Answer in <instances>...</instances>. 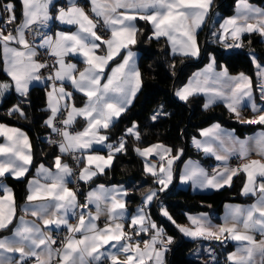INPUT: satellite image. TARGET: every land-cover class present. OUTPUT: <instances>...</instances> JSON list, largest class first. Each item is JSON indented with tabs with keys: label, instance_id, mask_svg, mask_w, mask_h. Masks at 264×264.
Segmentation results:
<instances>
[{
	"label": "snow or ice",
	"instance_id": "obj_1",
	"mask_svg": "<svg viewBox=\"0 0 264 264\" xmlns=\"http://www.w3.org/2000/svg\"><path fill=\"white\" fill-rule=\"evenodd\" d=\"M87 3L86 11L78 0H67V4L59 7L54 0H20L19 16L12 2L0 7L2 71L9 77L0 81V97L14 90L27 99L34 82H51L47 91L50 115L44 124L59 137L49 143L56 145L61 154L54 158L55 172L40 164L37 178L28 181L26 202L30 207L23 211L43 227L23 217L14 223L16 201L12 190L2 181L9 176L24 178L33 164V150L24 131L0 124V137L4 139L0 143L3 193L0 231L11 232L10 236L0 238V264H166L165 254L173 240L145 211L157 198L156 190H150L143 198V206L129 217L124 199L127 191L123 186L99 184L86 193L85 202L80 204L77 192L68 185L72 180L90 184L96 177L106 175L105 170L113 167L116 155L127 152L126 137L140 140L135 123L116 144L107 143L109 137L101 134L102 129L109 130L132 105L142 87L136 54L132 51L140 31L137 22L151 25L149 38H165L173 55L199 57L197 32L205 24L213 0H87ZM52 22L68 30L53 34ZM13 24L15 28L10 27ZM101 32L110 35L105 38ZM245 33L264 37V9L253 6L249 0H236L235 15L223 20L217 39L226 49H239L243 47L241 37ZM229 37L232 43L227 42ZM41 55L53 58L52 63L41 60ZM72 57L81 58L86 67L77 71V64L69 62ZM252 62L258 69V87L264 99V65L257 63L255 57ZM42 70H49V75L45 77ZM68 84L86 97L83 107L69 103L74 101V95L66 90ZM200 94L206 97L205 109L222 101L238 121L264 125V109L253 99L251 79L244 73L230 76L226 68L215 71L214 58L175 93L186 103ZM246 107L251 108L253 118L242 117ZM14 113L25 116L19 105L8 114ZM159 115L154 114L151 119L155 121ZM77 118L85 121V127L82 131H71ZM200 135L205 139L194 138L193 145L221 165L209 174L198 162L188 161L180 173V183H190L194 189L218 191L231 187L233 178L243 173L246 179L241 195L255 200L248 206L226 205L222 224H213L207 214L201 213L187 216L190 227H176L193 240L216 241L221 245L236 242V250L228 254L227 264H264V131L241 140L216 124L202 130ZM95 146L107 148V155L96 152ZM134 150L143 159L144 172L160 186L159 191L168 189L174 179V164L183 150L173 154L163 144ZM252 153L261 159L249 160L238 168L228 164L233 156L248 160ZM64 156H70L77 165L83 163L78 173L63 162ZM149 157H155L156 162ZM161 215L176 223L166 209L161 208ZM102 216L105 224L99 227L97 221ZM70 218L77 221L75 225ZM53 229L56 234L65 229L64 239L58 242ZM142 234L150 238L135 239ZM209 256L216 261L211 249Z\"/></svg>",
	"mask_w": 264,
	"mask_h": 264
},
{
	"label": "trees",
	"instance_id": "obj_2",
	"mask_svg": "<svg viewBox=\"0 0 264 264\" xmlns=\"http://www.w3.org/2000/svg\"><path fill=\"white\" fill-rule=\"evenodd\" d=\"M249 1L264 6V0ZM6 2L16 5V14L19 16L20 2L0 0V7ZM235 2L236 0H213L208 20L197 33L200 55L195 58L173 55L164 38H149L152 36L151 25L144 21L137 22L140 31L137 35V43L132 48L139 53L138 69L142 77V87L132 105L107 130V135L109 141L117 142L124 136L125 130L135 123L138 125L140 140L126 137L127 152L117 154L113 167L106 170V175L96 177L88 186L97 183H126L128 186L126 200L130 210H134L143 202L148 189L159 188L153 178L142 169L135 148L161 143L171 148L173 154L183 150L182 156L176 162L177 167L180 160L186 157L207 163L208 159L190 144L191 138L198 134L200 128L216 121L234 129L239 136H242L263 127L259 124L240 123L222 104H215L205 109L203 99L199 95L190 98L187 103L173 96V90L183 85L190 74L203 66L210 57L214 58L217 66L224 65L229 73H245L255 83L252 56L264 65V41L261 37L254 33L244 35L241 38L243 47L231 51H227L222 45L212 40L211 30L216 27L220 18L232 13ZM10 27L15 28L16 25L13 24ZM6 80L8 79L2 71L0 56V81ZM45 87L46 85L31 88L27 99L16 96L13 91L0 97V122L23 129L32 145L33 164L26 177L31 174L36 164L42 162L50 166L58 155L57 146L47 145L41 141V136L48 129L44 124L48 115L45 108ZM14 105L20 106L25 112L24 117H21L19 113L8 114L10 107ZM155 112L160 115L153 121L151 117ZM26 177L20 180L8 179L14 186L18 198L24 191ZM242 181L243 177L239 174L233 178L231 187L225 186L218 191L203 193H193L189 188H180L177 185L163 192L158 189L157 198L145 210L173 240L166 253V264H227L226 256L233 248L232 243L227 242L221 245L216 241L186 239L180 234L176 225L186 223L187 214L197 212H207L212 219L218 220L225 202L249 201V197H243L240 194ZM161 208L168 211L175 220V224L160 215ZM202 245L210 247L216 261H212L211 257L204 252L196 253L197 247Z\"/></svg>",
	"mask_w": 264,
	"mask_h": 264
},
{
	"label": "crops",
	"instance_id": "obj_3",
	"mask_svg": "<svg viewBox=\"0 0 264 264\" xmlns=\"http://www.w3.org/2000/svg\"><path fill=\"white\" fill-rule=\"evenodd\" d=\"M19 2H20V0H18ZM83 1V6L85 7V10L86 9H88V3H87V0H82ZM54 3L57 5V7H59V6H61L62 4H67V0H54ZM249 3L250 4H252L253 6H255V7H258V8H261V9H264V6H262V5H260V4H257V3H254V2H250L249 1ZM235 4H236V2H235ZM235 4H234V8H233V11H232V13L230 14V15H227V16H225V17H222V18H220V20L218 21V24L216 25V27L213 29V30H211V35H212V40L214 41V42H217L218 44H220V45H222L220 42H219V40L217 39V37L219 36V34H220V24L223 22V20L224 19H226V18H228V17H231V16H233V15H235ZM54 11V10H53ZM209 15H210V13H209ZM213 17L215 18V15H213ZM208 18H206V20H207ZM205 24H206V22H205ZM204 26V25H203ZM202 26V27H203ZM201 27V28H202ZM57 30H68L67 28H66V26H64V25H60V24H58L57 22H52V29H51V33H55V31H57ZM71 30H74V29H71ZM200 30V29H199ZM198 30V31H199ZM198 33V32H197ZM213 33H216L217 35L216 36H214L213 35ZM255 34V33H254ZM244 35H249L248 33H245V34H243L242 35V37L244 36ZM241 37V38H242ZM261 37V36H260ZM165 39V38H164ZM261 39L264 41V37H261ZM166 40V39H165ZM228 43H232V41H231V39H230V37L228 38V41H227ZM199 46V45H198ZM168 47H169V49H170V52H171V48H170V46L168 45ZM224 47V46H223ZM200 48V47H199ZM225 48V47H224ZM226 49V48H225ZM227 51H231V50H235V49H226ZM132 51L136 54V56H135V61H136V66H137V68H138V57H139V53H138V51H136V50H134L133 48H132ZM172 53V52H171ZM0 56H1V62H2V67H3V60H2V56H3V52H2V50H0ZM252 59H253V56H252ZM212 60H213V58L212 57H210L209 59H208V61L203 65V66H201L200 68H198V69H196V70H194L191 74H190V76L187 78V80H186V82L182 85V86H180V87H177V88H175L174 90H173V96L177 99V100H179L178 99V97L175 95V93H176V91L179 89V88H181V87H183L185 84H187L188 83V81H189V79L193 76V74L194 73H196V72H199V71H202L203 69H205V67L209 64V63H211L212 62ZM69 62H73V63H76L77 64V71H82L83 69H84V67H86V65H84L83 63H82V60H81V58H78V57H72L71 59H70V61ZM257 63H259V62H257ZM260 64V63H259ZM262 65V64H261ZM253 66H254V78H255V83H253L252 82V86H253V99H254V101H255V103L257 104V106L259 107V108H261V109H264V99H261V93H260V91H259V87H258V85H259V78H258V76H257V71H258V69H257V67L253 64ZM223 69H225V67H224V65H219V66H217L216 65V63H215V71H217V72H219V71H222ZM229 73V72H228ZM240 73H242V72H239V73H236V74H231V73H229V75L230 76H237V75H239ZM5 74V73H4ZM245 74V73H244ZM6 75V74H5ZM246 76H248L250 79H251V77L249 76V75H247V74H245ZM7 76V75H6ZM7 79H9V77H7ZM251 81H252V79H251ZM57 83H59V82H57ZM45 84L44 83H39V82H34L31 86H30V89L31 88H33V87H42V86H44ZM50 90V88H49V86H46L45 87V108H46V110H47V91H49ZM67 91H71V92H73V95H74V101H70L69 103H74L75 104V106L77 107V108H80V107H83L84 106V103H85V101H86V97H84L81 93H78V92H75L74 91V89H72V87H71V85L70 84H68L67 85V89H66ZM13 92H14V94L16 95V96H19L17 93H15V91L13 90ZM199 96H201L202 97V99H203V104L205 103V101H206V97L203 95V94H200ZM179 101H181V100H179ZM215 104H222L224 107H225V105H224V103L222 102V101H218L217 103H215ZM215 104H213V105H215ZM14 106H16V105H14ZM14 106H12V107H10V109H12ZM226 108V107H225ZM9 109V110H10ZM227 109V108H226ZM245 109H247V110H249L250 112H251V115H247V116H245V115H243L242 113H241V115H242V117H244V118H247V119H251V118H253V116H254V113H252V111H251V108L250 107H246ZM228 110V109H227ZM47 113H48V115H47V117H46V119L48 118V116L50 115V113H49V111L47 110ZM232 114V113H231ZM233 115V114H232ZM234 116V115H233ZM235 117V116H234ZM236 118V117H235ZM45 119V120H46ZM116 121V120H115ZM240 123H243V122H241V121H239ZM0 124H3V125H6V126H8V127H15V128H19V127H17V126H14V125H10V124H6V123H4V122H0ZM134 124V123H133ZM133 124H131V126L130 127H132V125ZM216 124H219L220 125V127L222 128V129H224L225 131H227V132H229V133H231V135L232 136H234V137H236V138H238V139H241V140H243V139H245V138H247V137H251V136H254L257 132H260V131H264V125H262L263 127H259V128H256L255 130H253V131H251V132H249V133H246V134H244V135H242V136H239L235 131H234V129H232V128H229V127H226V126H223L222 124H220L219 122H212V123H210V124H208V125H206L205 127H202V128H200L199 129V131H198V134L196 135V136H194V137H192L191 138V140H190V144H191V146L196 150V151H198V152H200L201 153V155L204 157V158H206V159H208V161L209 162H207V163H203V162H201L200 160H198V159H196V158H192V157H186V158H183V159H181L180 160V163H179V165H178V167L176 166V162H175V164H174V179H173V183L172 184H170L169 185V187H171V186H173V185H177L178 187H180V188H189L193 193H203V192H210V191H213L214 189H208V190H200V189H194L192 186H191V184L189 183V184H181L180 183V179H179V177H180V173H181V171L183 170V168H184V166H185V164L188 162V161H193V162H198L203 168H205L208 172H209V174H212V170H213V168H216V167H218V166H220L221 165V162H219V161H217L213 156H211V155H205L202 151H200V150H198L194 145H193V139L195 138L196 140H200V141H203L205 138L204 137H202L201 135H200V132L202 131V130H205V129H208V128H210V127H212L213 125H216ZM243 124H246V123H243ZM74 128H75V130L74 131H82L83 130V128L85 127V121L82 119V118H77V122L75 123V125L73 126ZM130 127H128V128H130ZM127 128V129H128ZM19 129H21V128H19ZM22 131H24L23 129H21ZM126 131V130H125ZM25 132V131H24ZM26 133V132H25ZM27 134V133H26ZM101 134H105V135H107V130H101ZM124 135H125V132H124ZM108 136V135H107ZM30 140V139H29ZM0 143H4V139H3V137H0ZM107 143H113V144H116V143H118V141L116 142V141H107ZM155 144H161V143H154V144H151V145H155ZM151 145H149V146H151ZM149 146H146V147H149ZM146 147H144V148H146ZM141 149H143V148H141ZM95 150H96V152H98L99 154H101V155H107V152H108V150H107V148H104V147H102V146H95ZM136 153V152H135ZM58 155H61L60 154V152H59V149H58ZM136 155H137V153H136ZM138 156V155H137ZM233 157H238V156H233ZM138 158H139V160H140V162H141V164H142V169L144 170V163H143V159L140 157V156H138ZM232 158V157H231ZM230 158V159H231ZM239 158V157H238ZM63 162H65V163H68V156H64L63 158ZM230 159H229V161H230ZM258 159H261V157H259V156H257L255 153H252V154H250V156L248 157V160H241L240 158H239V162L237 163V164H230V162L228 161V164L231 166V167H233V168H238V167H240L243 163H246V162H248L249 160H258ZM149 160L151 161V162H156V159H155V157H149ZM262 162H264V160H262ZM40 164H43L45 167H47V168H49L51 171H53V172H55V168H54V159H53V161H52V164L50 165V166H48V165H46V164H44V163H42V162H40V163H38V164H36L35 166H34V168H33V170H32V172H31V174H29L27 177H26V179H25V184H24V191H23V193H22V195H20L21 197L20 198H18V196H17V193H16V190L14 189V186L8 181V179L10 180H17V179H14V178H12L11 176H9L7 179H4L2 182L4 183V184H6L11 190H12V193H13V195H14V198H15V201H16V206H17V214H16V220L14 221V223H18L19 222V219L21 218V217H23V219L24 220H26V221H29V222H32V221H35L37 224H38V226H40V227H43V225H42V223H40L39 221H36V219L33 217V216H31L30 214H25L24 213V211H23V209L24 208H27V207H30V205H28V203L26 202V196L28 195V181L29 180H33V179H36L37 177H36V170H37V168L39 167V165ZM83 167V163H81V168ZM177 167V168H176ZM80 168V169H81ZM30 170V169H29ZM107 170V169H106ZM105 170V171H106ZM241 175H242V177H243V181H242V185H241V188H240V194H241V189H242V187H243V184H244V182H245V179H246V177H245V175L243 174V173H240ZM27 175V174H26ZM24 177V178H25ZM24 178H21V179H24ZM41 182L43 183L44 181L43 180H41ZM80 198H78V200H79V203L80 204H83L84 202H85V195H86V193L89 191V190H91L92 188H95L97 185H99V184H103V185H105V186H113V185H116V186H123V188L128 192V186H127V184L126 183H109V184H106V183H97V184H94V185H90V186H88V184H84L82 181H80ZM69 188H70V190H73V191H75L74 190V188H73V186H72V184H71V182L69 183ZM160 187V186H159ZM168 187V188H169ZM83 188H85V190L83 189ZM158 189L159 188H151V189H148L147 190V192H146V194L150 191V190H156V191H158ZM82 192V193H81ZM145 194V195H146ZM3 195V193L2 192H0V196H2ZM144 195V196H145ZM127 196V195H126ZM126 196L124 197V199L126 200ZM243 196V195H242ZM243 197H249L250 199H249V201H246V202H231V201H228V202H225L223 205H222V209H221V212H220V214H219V216H218V220H214V219H212V216L209 214V213H207V212H197V213H190V214H187V216L188 215H193V216H195V215H199V214H201V213H204V214H207L210 218H211V220H212V223L213 224H216V225H219V224H222L223 223V220H222V218L224 217V215H225V212H226V208H225V206L226 205H241V206H248V205H250V204H252L253 202H254V200H255V198L254 197H251V196H243ZM34 203H39V201H36V202H34ZM143 203V202H142ZM126 208H127V216H131V215H133V214H135L136 212H137V210L139 209V208H141L140 206H138L137 208H135L134 210H130V208H129V204H128V202H127V200H126ZM93 211L95 210L94 208L92 209ZM148 214V213H147ZM160 215H161V209H160ZM148 216H149V214H148ZM163 218H165V219H167V217H165V216H163V215H161ZM187 216H186V223H184V224H181L180 226H186V227H190L191 225L189 224V221H188V219H187ZM152 219V218H151ZM153 220V219H152ZM77 221H73L72 220V218H70V223H72L73 225H75V223H76ZM154 222L159 226V227H161V228H163L161 225H159L155 220H154ZM97 224H98V226L99 227H104V224H105V218L102 216L101 218H100V220L99 221H97ZM53 232H56L54 229H53ZM165 232V231H164ZM180 232V231H179ZM165 234H166V232H165ZM180 234L184 237V238H186V239H190V240H193V239H191V238H189V237H186V236H184L181 232H180ZM11 235V232L9 231V230H4V231H0V238H3V237H5V236H10ZM166 236H168L167 234H166ZM169 237V236H168ZM150 237L149 236H147V235H141L140 237H135V239L136 240H147V239H149ZM257 239H260V237H259V235L257 234ZM200 241H203V240H200ZM230 243H232L233 244V248L227 253V256H228V254L229 253H231V252H234L235 250H236V242H233V241H229ZM141 247H143V245L141 244ZM169 247V246H168ZM227 256H226V258H227ZM124 257H123V255H121L120 256V259H123ZM165 259H166V254H165Z\"/></svg>",
	"mask_w": 264,
	"mask_h": 264
},
{
	"label": "built area",
	"instance_id": "obj_4",
	"mask_svg": "<svg viewBox=\"0 0 264 264\" xmlns=\"http://www.w3.org/2000/svg\"><path fill=\"white\" fill-rule=\"evenodd\" d=\"M78 2H79L81 5H83V1H82V0H78ZM63 5H64V4H62L61 6H63ZM87 10H88V9H86V11H87ZM51 29H52V25H51L50 30H51ZM100 34H101L102 36H104L105 38H107V36L110 35L109 33H106V32H101ZM40 59H41V60H46L49 64H51L52 61H53V58H51V57H47V56H44V55H41ZM42 71H43V74H44L45 77H46L47 75H49V70H42ZM50 83H51V82H49V81H47V80L44 81V84H45L46 86H49ZM242 114L245 115V116H247V115H251V112H250L249 110H247V109H244V110L242 111ZM58 126L62 127V125H58ZM74 130H75V128L73 127V128L71 129V131H74ZM53 138H54V139H59V137H56L55 134H52V133H51V129L48 128V129L46 130V132L43 133V135L41 136V141H42L43 143L47 144V145H53V144L49 143V140H50V139H53ZM54 146H56V145H54ZM237 159H238V157H233V158H231V162H232V163H235V162L237 161ZM68 164L70 165V167L73 168L74 172L78 173V172L80 171L81 164L77 165V164L72 160V158H71L70 156H68ZM70 179H71V178H70ZM71 184H72L74 190L77 192V194H78V198H80V184H81L80 181L72 180ZM139 206L142 207V206H143V203H140ZM72 220H73V221H76V220L73 219V218H72ZM53 233H54V238L59 242V241H61V240L64 239V235L66 234V230H65V229H62V230L60 231L59 234H56V232H53Z\"/></svg>",
	"mask_w": 264,
	"mask_h": 264
},
{
	"label": "rangeland",
	"instance_id": "obj_5",
	"mask_svg": "<svg viewBox=\"0 0 264 264\" xmlns=\"http://www.w3.org/2000/svg\"><path fill=\"white\" fill-rule=\"evenodd\" d=\"M209 17V16H208ZM208 20V19H207ZM207 20H206V22H207ZM217 43V42H216ZM223 46V45H222ZM182 86V85H181ZM157 111H159V109L157 110ZM154 114H157V112H155ZM153 114V115H154ZM152 115V116H153ZM233 158V157H232ZM230 164H237L238 162H239V158L237 159V161L235 162V163H232L231 162V159H230ZM78 195V194H77ZM146 211V210H145ZM147 212V211H146ZM151 218V217H150ZM151 221H153L154 222V220H152L151 219ZM209 249H210V247L209 246H207V245H202V246H198L197 247V249H196V253H200V252H204V253H206V254H208L209 255ZM210 257V256H209Z\"/></svg>",
	"mask_w": 264,
	"mask_h": 264
}]
</instances>
